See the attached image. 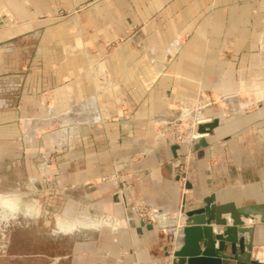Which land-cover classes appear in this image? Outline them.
<instances>
[{
    "label": "crops",
    "instance_id": "crops-1",
    "mask_svg": "<svg viewBox=\"0 0 264 264\" xmlns=\"http://www.w3.org/2000/svg\"><path fill=\"white\" fill-rule=\"evenodd\" d=\"M0 6L21 22L0 31V164L9 141L18 152L31 151L16 165L20 181L31 179L37 190L48 162L35 149L57 148L63 154L56 157V182L65 193L78 190V210L107 208L121 222L117 231L72 234L77 239L65 254L0 262L158 264L170 232L176 241L171 221L183 197L187 209L210 196L239 207L263 201L264 0H0ZM78 7L76 15L55 18ZM200 103L198 119L221 121L211 134L179 145L154 136L155 121L182 117ZM108 176L114 178L103 183ZM64 200L57 213L75 216L74 202ZM137 204L155 212L154 223L138 220ZM38 222L51 232L46 222L53 216ZM251 226L264 245V224ZM54 239L49 233L46 242Z\"/></svg>",
    "mask_w": 264,
    "mask_h": 264
},
{
    "label": "water",
    "instance_id": "water-1",
    "mask_svg": "<svg viewBox=\"0 0 264 264\" xmlns=\"http://www.w3.org/2000/svg\"><path fill=\"white\" fill-rule=\"evenodd\" d=\"M220 125V119L212 118L208 123L197 125L196 133L208 135ZM184 188H190L186 182ZM180 217L184 220L178 243L171 234L168 245L159 255L167 264H258L264 258V245L259 243L253 226L245 225V221L264 224V199L239 207L232 202L218 205L210 196L201 205L187 209L183 197L178 217L171 221L170 229L177 228Z\"/></svg>",
    "mask_w": 264,
    "mask_h": 264
},
{
    "label": "rangeland",
    "instance_id": "rangeland-1",
    "mask_svg": "<svg viewBox=\"0 0 264 264\" xmlns=\"http://www.w3.org/2000/svg\"><path fill=\"white\" fill-rule=\"evenodd\" d=\"M81 8L83 7H78L71 14H63V13L59 14L55 18L63 19L71 15H76ZM45 18L46 17H40L39 19L43 20ZM20 24L21 22L16 21L5 7L0 6V31L13 29L19 26ZM205 103L206 102H203V104ZM201 106L202 104L200 103V105L196 108V110L192 112H196L195 114L198 115L199 110L197 109H199ZM169 115L171 116L170 118L171 120H168V122L171 123V126L178 127L179 125H182V127H186L188 125V122L191 123L192 126L194 125V121L193 120L191 121L190 118L188 119L187 117L183 118L180 116L177 117L173 114H169ZM204 119L205 118L201 119V122ZM37 123L38 126L39 125L44 126L41 125L44 124L43 121L37 120ZM156 123L157 121H155L153 124V132L154 129L158 127L159 124H161V123H157V124ZM42 135L43 134L40 133L37 134V138L38 137L39 138L38 140L35 141L38 142L39 139H41ZM154 136L157 137L156 134H154ZM9 142L10 143L6 146L7 148L6 160L2 161V163L0 164V191H9L14 188H22L23 185L27 183L20 181V177L18 173L19 166L16 165L17 163L16 160L20 156L22 158L33 156V153L31 151L22 150V152H18L16 149H14L13 142L12 141ZM35 150L37 151V157L40 161L42 160L43 162H48L47 176L45 175V177H43L42 182L38 180L37 183L35 184L37 185V190H38L37 193L35 192V198L39 199L44 206L46 204L47 206H51V207L53 206L54 209L53 213H57L59 210H61V208L64 205H66L67 200L64 199L69 197L70 201L74 202V204L71 205V209H72L71 211L74 214H76L78 211L77 203H76L78 199V190L72 189L69 192L65 193L62 185L56 182V177L59 176V174L61 173L59 170V166L57 165L56 162V157H60L63 154L62 151L55 148L54 150H50L48 152L47 150L49 149H41L40 147H38ZM30 152L32 154H29ZM18 177H19V181H16ZM110 179L111 176H108L105 179H103L102 182L103 183L108 182V180ZM2 230L5 232L4 235L6 237L3 238L0 233V239H3V242L6 239L7 245L5 248H1V244H0V257H7L8 259L9 257H13V256L26 257L32 254L40 255V254H44L46 251L51 252L54 255L61 253L65 254L68 251L71 252V250L73 249V244L77 239V234H76L65 237L64 239H62L63 237L57 236L54 237L55 239L53 242H46L47 235H49L50 231L46 229L44 226H42L40 222H25L21 220L17 223L10 225L0 224V231ZM170 236H171V232H170ZM160 259L163 260L161 257ZM13 263H14L13 261L4 263V260L0 262V264H13ZM158 264H167V262L162 261L159 262Z\"/></svg>",
    "mask_w": 264,
    "mask_h": 264
},
{
    "label": "clouds",
    "instance_id": "clouds-1",
    "mask_svg": "<svg viewBox=\"0 0 264 264\" xmlns=\"http://www.w3.org/2000/svg\"><path fill=\"white\" fill-rule=\"evenodd\" d=\"M35 186L31 179L22 188L9 191H0V224L10 225L19 221L38 222L46 216H53L54 223L46 222L51 228L50 235L69 236L83 230H100L108 227L117 231L121 222L111 211L103 208L93 213L91 206L81 205L75 216H66L62 213H49L41 201L35 198Z\"/></svg>",
    "mask_w": 264,
    "mask_h": 264
},
{
    "label": "built area",
    "instance_id": "built-area-1",
    "mask_svg": "<svg viewBox=\"0 0 264 264\" xmlns=\"http://www.w3.org/2000/svg\"><path fill=\"white\" fill-rule=\"evenodd\" d=\"M168 120L171 119H166L164 122L159 124L158 127L155 128L156 130L154 129V134H156L158 138L167 141L172 145L182 144L187 139L190 140L198 139V137H194L193 135V131H192L193 126L191 123L188 122V125L186 127H182V125L175 127V126H171V123L168 122ZM183 170H184L183 174H185V169ZM111 178H114V176H112ZM180 182H181V186L184 187L186 182L185 178L182 177L180 179ZM134 211L138 220L142 224L150 225L154 223L155 214L149 206L145 204H137L134 208ZM252 224L253 223L250 221H245L246 226H251ZM163 232H165V230H163Z\"/></svg>",
    "mask_w": 264,
    "mask_h": 264
},
{
    "label": "bare ground",
    "instance_id": "bare-ground-1",
    "mask_svg": "<svg viewBox=\"0 0 264 264\" xmlns=\"http://www.w3.org/2000/svg\"><path fill=\"white\" fill-rule=\"evenodd\" d=\"M196 112H194V113H183V115H182V117L184 118V117H187L188 119L190 118L191 119V121L193 120L194 121V125H193V129H192V131H193V135H194V137H198V138H200V137H203V136H199V135H197V133H196V127H197V125H199V124H203V123H208L209 121H211V120H203L202 122H201V119H198L197 117H199L198 115H196L195 114ZM198 114V113H197ZM203 119V118H202ZM162 120V119H161ZM195 126V127H194ZM179 223H180V218H179V221H178V226H177V228L176 229H174V230H176L177 231V237H176V239L178 238V236L180 235V233H179ZM182 224H183V222H182ZM175 231V232H176ZM165 232H169V231H167V230H165Z\"/></svg>",
    "mask_w": 264,
    "mask_h": 264
}]
</instances>
